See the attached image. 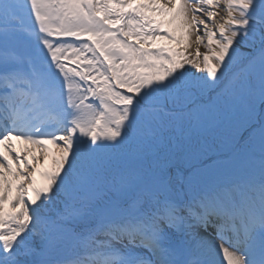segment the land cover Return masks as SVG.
<instances>
[{
    "label": "snow or ice",
    "instance_id": "6c2138e0",
    "mask_svg": "<svg viewBox=\"0 0 264 264\" xmlns=\"http://www.w3.org/2000/svg\"><path fill=\"white\" fill-rule=\"evenodd\" d=\"M132 3L0 0V264H264V0Z\"/></svg>",
    "mask_w": 264,
    "mask_h": 264
},
{
    "label": "bare ground",
    "instance_id": "6f19581e",
    "mask_svg": "<svg viewBox=\"0 0 264 264\" xmlns=\"http://www.w3.org/2000/svg\"><path fill=\"white\" fill-rule=\"evenodd\" d=\"M144 0H133V3L131 5V7H135L137 4H140V3H143ZM177 3H179V0H177ZM221 15H223V13L221 12ZM163 17H161L160 15H156V19L159 20V19H162ZM168 26L165 25V28H167ZM161 43H165V45H171L173 47H181V45H177L175 43H173L172 41H169V40H164V39H157L156 40V43L155 44H161ZM201 49H204L203 47H201ZM191 51V50H190ZM23 150H24V155H26L27 157V161H28V164H34L35 161H32V158H30V154H37L39 152L38 149H36L33 145L31 144H27L24 148L21 147V149L18 151L21 153L22 156H24L22 153H23ZM30 150V151H29ZM3 151V148L2 150ZM44 164L46 165H52L53 164V161L51 158L45 160ZM20 166L21 167H24V164L23 163H20ZM37 166V165H36ZM37 168H39L40 171H44V169H46V166L45 165H41V166H37ZM21 169V168H20ZM36 180H37V184L40 185L42 184L44 181L42 180V178L40 177L39 174H37L36 176Z\"/></svg>",
    "mask_w": 264,
    "mask_h": 264
},
{
    "label": "rangeland",
    "instance_id": "374dc122",
    "mask_svg": "<svg viewBox=\"0 0 264 264\" xmlns=\"http://www.w3.org/2000/svg\"><path fill=\"white\" fill-rule=\"evenodd\" d=\"M86 38V37H85ZM83 39V38H82ZM159 47H162V45L161 46H159ZM163 47H166V48H172V49H176V48H178V47H173V46H171V45H163ZM205 51V49H201V52H204ZM21 143H23V145L25 144V142L23 141V140H21ZM49 147H51V145L49 146ZM34 155H36V156H39V152L37 153V154H34ZM30 158H32L33 157V154H30ZM27 158H29V157H27ZM32 161H34L33 159H32ZM45 162V160H43V159H41V163L40 164H36L37 166H41L43 163ZM36 162H34V164H35ZM29 165H32V164H29ZM49 165V164H48ZM17 166V165H16ZM16 166L13 164V169H16ZM36 166V167H37ZM24 167H25V165H24ZM24 167H21V170L24 168ZM48 167V166H47ZM54 168V164H52V165H49V167L47 168V170H51V169H53ZM55 211V209L53 208V212Z\"/></svg>",
    "mask_w": 264,
    "mask_h": 264
}]
</instances>
